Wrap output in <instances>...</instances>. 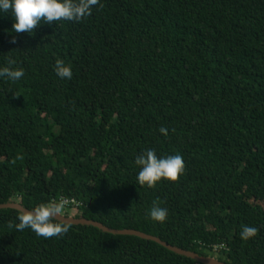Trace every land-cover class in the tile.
Wrapping results in <instances>:
<instances>
[{"label": "trees", "instance_id": "obj_1", "mask_svg": "<svg viewBox=\"0 0 264 264\" xmlns=\"http://www.w3.org/2000/svg\"><path fill=\"white\" fill-rule=\"evenodd\" d=\"M12 23L0 14V68L11 58L25 75L0 78V205L75 199V218L264 264V0H100L31 35ZM148 148L182 155L184 174L139 185L134 160ZM154 205L165 222L148 217ZM19 215L0 210V264H198L91 226L44 238L17 230Z\"/></svg>", "mask_w": 264, "mask_h": 264}, {"label": "clouds", "instance_id": "obj_2", "mask_svg": "<svg viewBox=\"0 0 264 264\" xmlns=\"http://www.w3.org/2000/svg\"><path fill=\"white\" fill-rule=\"evenodd\" d=\"M100 0H0V14H7L13 19L11 32L33 34L35 29L43 24L58 21L80 22L90 16ZM15 44L16 39L10 41ZM15 61L9 58L7 65L0 68V78H7L11 82L21 80L25 75L22 67H13ZM55 74L62 80H71L72 68L64 60L57 59L54 65ZM160 132L167 135V130ZM138 168L136 181L141 186L155 187L161 181H177L185 171L184 158L180 154L158 156L154 149L148 148L136 155L134 160ZM62 202L53 201L41 204L31 211L18 216L15 225L17 230L25 228L44 238H61L68 234L71 223L61 218ZM148 217L159 223L166 221V208L154 205L148 212ZM11 227V225H10ZM258 229L244 226L240 239L250 240L257 234Z\"/></svg>", "mask_w": 264, "mask_h": 264}, {"label": "water", "instance_id": "obj_3", "mask_svg": "<svg viewBox=\"0 0 264 264\" xmlns=\"http://www.w3.org/2000/svg\"><path fill=\"white\" fill-rule=\"evenodd\" d=\"M5 209H11V210H15L20 212L21 214H24L26 211L25 208H23L20 204L17 203H7V204H2L0 205V210H5ZM67 212V211H66ZM70 211H68L69 213ZM61 218L65 221V222H69L71 223L72 226H77V225H82V226H91L94 227L104 233H108L111 235H121V236H135L138 238H141L143 240L146 241H151L154 242L158 245H160L161 247L165 248L166 250L179 255V256H183L186 258H189L191 260H194L196 263L198 264H225L222 263L220 261H218L215 258H211V257H201L195 253L183 250V249H179L177 247L171 246L163 241H161L160 239L153 237V236H148V235H144L142 233H139L137 231H132V230H112L110 228L105 227L104 225L98 223V222H94L91 220H85L82 218H75L73 216H69L66 217L64 216V214H61Z\"/></svg>", "mask_w": 264, "mask_h": 264}, {"label": "built area", "instance_id": "obj_4", "mask_svg": "<svg viewBox=\"0 0 264 264\" xmlns=\"http://www.w3.org/2000/svg\"><path fill=\"white\" fill-rule=\"evenodd\" d=\"M61 202H62L63 207H65L64 205H69V208L67 209L74 210L75 212H77L79 210V207L81 206V203H78L75 199H65V200H62Z\"/></svg>", "mask_w": 264, "mask_h": 264}, {"label": "rangeland", "instance_id": "obj_5", "mask_svg": "<svg viewBox=\"0 0 264 264\" xmlns=\"http://www.w3.org/2000/svg\"><path fill=\"white\" fill-rule=\"evenodd\" d=\"M254 205H257V206H259V207H263L264 206V204H259V203H257V204H254ZM71 212H69V213H67L69 216H75L78 212H75L74 210H70ZM66 213V212H65ZM61 214H64V211H61ZM216 258L214 255L213 256H211V258Z\"/></svg>", "mask_w": 264, "mask_h": 264}, {"label": "bare ground", "instance_id": "obj_6", "mask_svg": "<svg viewBox=\"0 0 264 264\" xmlns=\"http://www.w3.org/2000/svg\"><path fill=\"white\" fill-rule=\"evenodd\" d=\"M62 199H63V198H62ZM62 199H61V200H62ZM67 207H69V206H67ZM148 236H149V235H148Z\"/></svg>", "mask_w": 264, "mask_h": 264}]
</instances>
